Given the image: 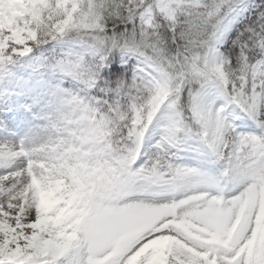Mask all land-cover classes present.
<instances>
[{
    "label": "snow or ice",
    "instance_id": "1",
    "mask_svg": "<svg viewBox=\"0 0 264 264\" xmlns=\"http://www.w3.org/2000/svg\"><path fill=\"white\" fill-rule=\"evenodd\" d=\"M0 264H264V0H0Z\"/></svg>",
    "mask_w": 264,
    "mask_h": 264
}]
</instances>
